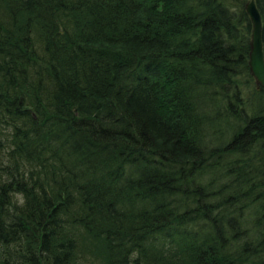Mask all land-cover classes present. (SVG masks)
Masks as SVG:
<instances>
[{
    "label": "trees",
    "instance_id": "obj_1",
    "mask_svg": "<svg viewBox=\"0 0 264 264\" xmlns=\"http://www.w3.org/2000/svg\"><path fill=\"white\" fill-rule=\"evenodd\" d=\"M248 1L0 0V264H264Z\"/></svg>",
    "mask_w": 264,
    "mask_h": 264
},
{
    "label": "water",
    "instance_id": "obj_2",
    "mask_svg": "<svg viewBox=\"0 0 264 264\" xmlns=\"http://www.w3.org/2000/svg\"><path fill=\"white\" fill-rule=\"evenodd\" d=\"M251 23V34L249 40L248 68L254 79L257 89L264 90V52L262 44V21L261 15L254 0L245 4Z\"/></svg>",
    "mask_w": 264,
    "mask_h": 264
},
{
    "label": "rangeland",
    "instance_id": "obj_3",
    "mask_svg": "<svg viewBox=\"0 0 264 264\" xmlns=\"http://www.w3.org/2000/svg\"><path fill=\"white\" fill-rule=\"evenodd\" d=\"M252 87L257 89L254 79H253V85L249 84L248 90L252 89ZM257 90H260V89H257ZM86 256H87V259L83 262V264H103L102 259L100 257L94 256V255L93 257L92 254H87Z\"/></svg>",
    "mask_w": 264,
    "mask_h": 264
},
{
    "label": "bare ground",
    "instance_id": "obj_4",
    "mask_svg": "<svg viewBox=\"0 0 264 264\" xmlns=\"http://www.w3.org/2000/svg\"><path fill=\"white\" fill-rule=\"evenodd\" d=\"M2 56H3V55H2ZM18 196H19V195H18ZM18 196H17V197H18ZM15 197H16V195H15ZM97 206H98V205H97ZM98 208H99V207H98Z\"/></svg>",
    "mask_w": 264,
    "mask_h": 264
}]
</instances>
